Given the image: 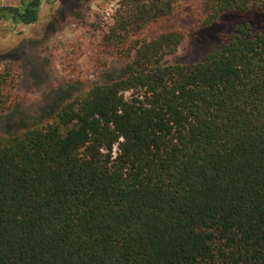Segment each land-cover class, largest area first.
Masks as SVG:
<instances>
[{"label":"trees","instance_id":"16d2710c","mask_svg":"<svg viewBox=\"0 0 264 264\" xmlns=\"http://www.w3.org/2000/svg\"><path fill=\"white\" fill-rule=\"evenodd\" d=\"M190 1L199 26L264 0H124L101 46L121 76L0 137V264H264V33L236 25L204 60L164 66L155 31ZM0 11L34 24L39 2ZM21 12V11H20ZM14 75L0 68V114Z\"/></svg>","mask_w":264,"mask_h":264},{"label":"rangeland","instance_id":"374dc122","mask_svg":"<svg viewBox=\"0 0 264 264\" xmlns=\"http://www.w3.org/2000/svg\"><path fill=\"white\" fill-rule=\"evenodd\" d=\"M31 0H0V7H22ZM124 0H39L34 24L0 20V68L14 75L13 105L0 114V137L20 134L51 119L68 99L123 73L124 62L104 50L101 37ZM190 1L161 21L155 31L180 30L183 39L164 66L204 60L236 25L264 33V11L224 14L209 29L199 26Z\"/></svg>","mask_w":264,"mask_h":264},{"label":"flooded vegetation","instance_id":"af4514ba","mask_svg":"<svg viewBox=\"0 0 264 264\" xmlns=\"http://www.w3.org/2000/svg\"><path fill=\"white\" fill-rule=\"evenodd\" d=\"M31 1H33V0H31ZM37 2H39V0H36ZM25 2L24 1H22L21 2V5H23ZM10 9H16V11H17V15H18V18H21L22 16H23V14H24V12L26 11V7L25 8H23V7H16V8H11V7H0V11H8V10H10ZM21 11V12H20ZM0 20L2 21V20H5L4 18H3V16H1L0 15ZM7 20H11V19H7ZM12 21V20H11Z\"/></svg>","mask_w":264,"mask_h":264}]
</instances>
